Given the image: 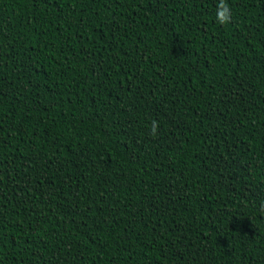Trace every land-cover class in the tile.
<instances>
[{"label":"trees","instance_id":"1","mask_svg":"<svg viewBox=\"0 0 264 264\" xmlns=\"http://www.w3.org/2000/svg\"><path fill=\"white\" fill-rule=\"evenodd\" d=\"M217 2L0 0V264H264V0Z\"/></svg>","mask_w":264,"mask_h":264},{"label":"clouds","instance_id":"2","mask_svg":"<svg viewBox=\"0 0 264 264\" xmlns=\"http://www.w3.org/2000/svg\"><path fill=\"white\" fill-rule=\"evenodd\" d=\"M216 21L222 26H227L232 22V9L226 0H218L216 5ZM159 122L157 120L151 121L150 133L153 137L158 135Z\"/></svg>","mask_w":264,"mask_h":264}]
</instances>
